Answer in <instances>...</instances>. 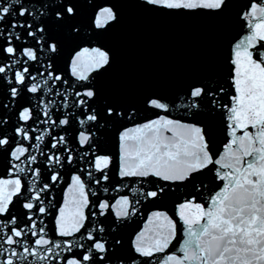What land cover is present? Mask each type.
Returning <instances> with one entry per match:
<instances>
[{
	"label": "snow or ice",
	"instance_id": "1",
	"mask_svg": "<svg viewBox=\"0 0 264 264\" xmlns=\"http://www.w3.org/2000/svg\"><path fill=\"white\" fill-rule=\"evenodd\" d=\"M0 264H264V0H0Z\"/></svg>",
	"mask_w": 264,
	"mask_h": 264
}]
</instances>
